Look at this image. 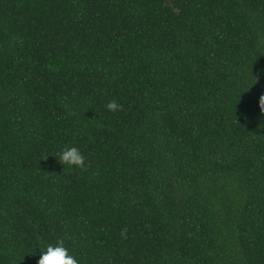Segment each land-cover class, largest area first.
Returning <instances> with one entry per match:
<instances>
[{"label":"trees","instance_id":"16d2710c","mask_svg":"<svg viewBox=\"0 0 264 264\" xmlns=\"http://www.w3.org/2000/svg\"><path fill=\"white\" fill-rule=\"evenodd\" d=\"M262 93L264 0H0V264H264Z\"/></svg>","mask_w":264,"mask_h":264},{"label":"clouds","instance_id":"9594fccd","mask_svg":"<svg viewBox=\"0 0 264 264\" xmlns=\"http://www.w3.org/2000/svg\"><path fill=\"white\" fill-rule=\"evenodd\" d=\"M261 115L258 119H264V93L259 96L258 101ZM121 107L115 100H111L106 104V108L110 111H116ZM245 117L247 118L246 114ZM59 162L69 167H86V157L84 153L75 145L66 144L59 152ZM38 252V259L36 264H81L78 255L74 254L65 241L61 237H57L55 242H44L39 245L36 250Z\"/></svg>","mask_w":264,"mask_h":264}]
</instances>
